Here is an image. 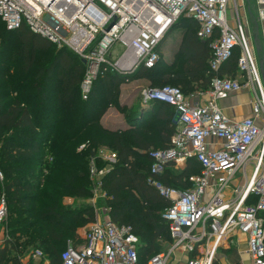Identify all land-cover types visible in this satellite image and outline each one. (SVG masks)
I'll list each match as a JSON object with an SVG mask.
<instances>
[{
    "label": "built area",
    "instance_id": "obj_1",
    "mask_svg": "<svg viewBox=\"0 0 264 264\" xmlns=\"http://www.w3.org/2000/svg\"><path fill=\"white\" fill-rule=\"evenodd\" d=\"M232 1L0 0V17L7 29L26 26L59 48L70 49L86 63L80 84L85 100L94 82L108 71L131 75L141 67H155L161 58V43L181 16L198 22L201 39L213 38L219 32L211 43L214 77L207 90L188 96L173 85L142 91L145 103L171 104L178 116V128L169 146L148 151L153 163L147 181L171 202L162 217L169 222L172 242L145 264H173L178 253L186 256L185 264H213L233 231L246 236L251 264H264V86L254 47L238 11L235 25L229 21ZM257 3L256 21L262 24L264 0ZM117 45L124 49L115 57ZM236 47L240 48L236 77L221 76L222 65ZM247 87L255 91L252 115L233 120L220 102ZM191 158L202 167L199 174L190 177L192 188L181 190L158 179L168 165L185 168ZM96 160L104 161L109 170L97 169ZM118 160L116 151L98 148L91 158V178L102 177L98 188L104 186L103 176ZM8 215L7 197L2 194L3 248L11 241L5 228ZM140 246L132 226L114 222L108 212L88 224L80 242L62 251L61 260L62 264H141ZM19 258L21 264H51L41 249Z\"/></svg>",
    "mask_w": 264,
    "mask_h": 264
},
{
    "label": "trees",
    "instance_id": "obj_2",
    "mask_svg": "<svg viewBox=\"0 0 264 264\" xmlns=\"http://www.w3.org/2000/svg\"><path fill=\"white\" fill-rule=\"evenodd\" d=\"M198 26L193 18H179L170 33L176 29L184 30L172 53V57L179 58L180 63L172 64L168 74L157 73L163 81L180 87L187 96L207 90L214 77L210 67L211 43L219 32L216 31L213 38L201 39L197 34ZM163 43L159 47L161 58L155 67H141L131 75L108 71L94 82L89 98L85 100L80 84L86 63L76 53L66 47L59 48L26 26L9 30L0 17V147L3 150L0 165L5 170L3 182H0V197L6 195L13 216L33 213L34 217L24 226L16 227L12 223L13 228L9 230L11 241L6 247H0V264H21L19 255L29 247L32 252L41 249L51 264H62L61 253L67 247L60 251L58 247L66 241V233L63 232L66 230V215L61 214L58 208V189H75L80 198L90 195V190H83V183L79 182L80 179L87 181L85 163L70 168L71 163L80 158L76 149L77 144L83 142L88 144L86 152L82 151L88 164L100 146L109 145L118 153L119 160L103 177V184L109 196L111 219L119 224L131 225L140 238L141 264L162 252L159 251L160 243L166 242L169 247L172 242L169 222L162 217V213L171 202L147 181L153 163L148 151L158 149L154 148L155 145L160 148L169 146L178 128L174 120V106L154 101L150 103V109L142 114L141 106L132 110L129 122L139 116L141 118L137 122L143 126H133V130L112 132L100 122L105 108L115 105L116 92L112 90L116 91L121 84L131 80L142 77L151 80L154 77L147 73L160 64ZM239 56L240 48L236 47L223 65L222 71L228 72L229 77H236L234 71L238 70ZM99 85L109 88L104 96L107 101L104 107L100 103L106 101L100 99ZM153 85L157 83L153 82ZM14 130H25L30 134L25 136L23 146L20 141L5 139L7 132ZM152 135L156 141L149 139ZM48 143H51L52 163L47 170L55 174V180L48 183L51 187L45 192L44 198L49 204L36 209L38 197L34 192L38 188L25 178L35 172L33 169L25 171L19 164L40 162L42 167L38 173L44 177L47 155L43 149ZM57 165L65 170L62 173L55 171ZM201 169L197 159L191 158L180 172H176L174 165H168L158 179L167 186L187 190L193 187L190 177L199 174ZM93 217L94 214L88 211L80 220L88 223L95 220ZM76 218L80 216L77 214ZM39 223L41 226H38ZM21 237L25 239L21 241ZM213 264L219 262L216 260Z\"/></svg>",
    "mask_w": 264,
    "mask_h": 264
},
{
    "label": "rangeland",
    "instance_id": "obj_3",
    "mask_svg": "<svg viewBox=\"0 0 264 264\" xmlns=\"http://www.w3.org/2000/svg\"><path fill=\"white\" fill-rule=\"evenodd\" d=\"M240 3V2H239ZM232 6V4H231ZM232 10V7H229L228 13ZM179 32V30H177L174 34H172L169 37L170 42L166 45V47L170 46L171 44H176V37L175 35ZM164 47L166 50L169 49L171 51L170 54L169 52L163 53V57L162 60L160 62V64L158 65V67L154 70L149 71L147 74L148 75H153L154 77L152 79H154L155 81H152V79L150 80L149 78L146 77H142L139 78L138 80H131L130 83H125V84H121L116 91L112 90L111 92H116V96L114 98V102L115 105L113 107V109L109 108H105L106 111L103 114L100 122L102 123V126L107 129L108 131H112V132H117V131H125V130H133L134 127L133 126H138L141 127L142 125L138 124L139 122L138 119H140L141 117L137 116L134 118V123L133 122H129V114L132 110H134V105L132 104L133 102H135L137 99L132 98L130 99V97L128 96V93L130 92H141L144 88H155V87H160L166 84H172L171 82H165L161 79V77L157 76V73H161L164 72L166 74H168L169 72H171L170 67L173 65H179L180 63V59L179 58H174L172 57V53H173V48L169 47L166 48ZM59 49V48H58ZM124 49V47L122 45H117L115 46L114 50H115V57L117 55L120 54V52ZM173 64V65H172ZM177 70V69H175ZM153 82L157 83V85H153ZM264 86V83H263ZM98 92H101L102 97H100V99H104V96L109 92V88L107 86L104 85H99V87L97 88ZM134 97V96H133ZM127 98V99H126ZM106 101V100H105ZM124 103H123V102ZM107 103L103 101V103H100L101 105H103V107L105 106V104ZM123 106V107H122ZM177 114L176 117L174 118V120L177 119ZM151 120V119H150ZM150 122V121H149ZM150 127L152 126V123H149ZM143 127V126H142ZM30 134L28 133V131H19V130H14V131H8L6 134L5 139H12L15 141H20L22 146L24 143V138L25 136H29ZM125 138H128L125 137ZM149 139L156 141V137L154 135H152ZM52 143V142H51ZM51 143L47 144V148L43 149L44 154L47 155V158L45 160L44 163V168L45 170L43 171V175L44 177L39 176L40 174L38 173V170L40 169V167H42V164H40V162H25L24 164H19L20 166L23 167V169L29 170V169H33L34 170V175L36 177H34V175L32 176H27L25 177L27 180L31 181L32 184L38 188L35 192L34 195L38 197V202L36 205V209L42 208L46 205L49 204V201L46 200L44 197L46 196L45 192H47V189L49 187H51L50 185H48V183L50 181L55 180V174L48 172L47 168L48 166L51 165L52 163V158H51V151L49 150V147L51 146ZM84 145V149H80V146ZM100 147H106V148H111L109 145L106 146H100ZM85 148L88 149V144L83 142L81 145L78 143L77 144V153L80 155V158L77 159L76 162H72L71 163V167H76L78 165H81L82 163H85V170H86V180L84 181L83 179H80L79 182L83 183V190L84 189H88L90 190V195L88 197H84V198H80L77 196V190H60L58 189V193L60 195V203H59V211L61 212V214L63 213V215H66V230H63V232L66 233V241L65 243H62L59 247H58V251L64 249L65 247H68L69 244H77L80 242V231L83 230L84 227H87L89 223L93 222H82L80 219L81 217H83L84 213L86 212V215L89 213H93L94 214V219H98L100 217H102V215L104 216L105 213L110 214V203H109V196L107 193V190L105 188V186L98 188V181L102 180V177H96L94 179L91 178V174H92V166H91V160L88 164V162L86 163V159L82 154L86 151ZM154 148H160L159 145H155ZM2 148L0 147V154L2 153ZM84 151V152H82ZM82 152V153H80ZM96 167L97 169H105V170H109V166L106 165V163L102 160H96ZM55 171L58 172H63L65 169H61L60 166H55L54 168ZM181 170H177L176 172H180ZM250 171V168L248 170V172ZM108 172V171H107ZM0 173H2L3 177H0V182H3L4 179V175H5V170H4V166L0 165ZM107 174V173H106ZM105 174V175H106ZM239 175V174H238ZM34 177V178H33ZM104 177V176H103ZM12 211L10 209L9 211V215L8 218L5 222V228H7L8 230H11L12 227V223L16 224V227H20V226H24L25 224L30 223L32 220H34L33 217V213H27L21 216H13ZM15 214V213H14ZM77 214L80 216V218H76ZM38 226H41V224L39 223ZM69 229H72V231H70ZM2 231V228H0V232ZM61 232V231H60ZM72 234V235H71ZM239 233V232H231L225 242L222 244V246L219 248L217 255H216V260L219 262V264H243L242 262H246L248 260V257L245 254V242H244V237ZM25 238L21 237L20 240L23 241ZM161 247L159 248V251H165L168 248V245L166 242L164 243H160ZM22 250V249H20ZM32 252L31 247L27 248V251L24 252L23 254H20L19 256H24L25 258L28 257V254ZM21 253V252H20ZM51 256V255H50Z\"/></svg>",
    "mask_w": 264,
    "mask_h": 264
},
{
    "label": "crops",
    "instance_id": "obj_4",
    "mask_svg": "<svg viewBox=\"0 0 264 264\" xmlns=\"http://www.w3.org/2000/svg\"><path fill=\"white\" fill-rule=\"evenodd\" d=\"M240 2V3H239ZM232 4V6H231ZM229 5V7H232V10L228 13V18L231 23V25H235L237 21V11L238 15L240 17V20L245 24L248 34L251 39V44L254 47L255 50V55L257 58V62L261 71V77H262V82L264 83V23H257V15H258V3L257 0H233ZM177 30L179 32L175 35L176 37V44H171L170 46L166 47V45L170 42L169 37L174 34ZM184 34L183 29H176L169 33V35L166 37L164 40V43L162 44V52H170L169 49H165L172 47L173 50L176 48L181 41V38ZM224 65V64H223ZM223 65L219 71L220 75L223 76H230L228 72L222 71L223 70ZM234 73H238V70L234 71ZM233 73V74H234ZM138 80V79H135ZM126 83H130L126 82ZM125 84V83H123ZM253 92L254 89L252 87H247L245 89H242L240 91H237L236 93H233L229 98L222 100L220 102L221 107L223 108V111L225 114L233 119V120H241L245 117L251 116L252 115V99H253ZM134 96V97H133ZM130 99L136 97V101L133 102L132 104L134 105V109H138L139 106H141L140 113L146 112L150 109V104L145 103L142 99V94L140 92H130L128 93V96ZM127 99V98H126ZM123 102V101H122ZM124 103V102H123ZM110 109H113V107H110ZM177 120V119H176ZM177 123V122H176ZM177 170H184L185 168L183 166L180 167H175ZM85 228H83L82 231H80L79 235L82 237L84 235ZM240 234L244 237V242H245V254L248 257V260L246 262H242L243 264H251L250 257L247 253V243H246V236L240 232ZM241 236V237H242ZM171 244V243H170ZM185 257L184 255L178 253L177 254V259L173 261V264H185ZM180 261H179V260Z\"/></svg>",
    "mask_w": 264,
    "mask_h": 264
},
{
    "label": "water",
    "instance_id": "obj_5",
    "mask_svg": "<svg viewBox=\"0 0 264 264\" xmlns=\"http://www.w3.org/2000/svg\"><path fill=\"white\" fill-rule=\"evenodd\" d=\"M175 122H177V120H175Z\"/></svg>",
    "mask_w": 264,
    "mask_h": 264
}]
</instances>
